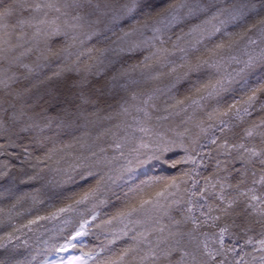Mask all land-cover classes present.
<instances>
[{
	"label": "snow or ice",
	"instance_id": "1",
	"mask_svg": "<svg viewBox=\"0 0 264 264\" xmlns=\"http://www.w3.org/2000/svg\"><path fill=\"white\" fill-rule=\"evenodd\" d=\"M0 139V264H264V0H0Z\"/></svg>",
	"mask_w": 264,
	"mask_h": 264
},
{
	"label": "rangeland",
	"instance_id": "2",
	"mask_svg": "<svg viewBox=\"0 0 264 264\" xmlns=\"http://www.w3.org/2000/svg\"><path fill=\"white\" fill-rule=\"evenodd\" d=\"M181 91H183V89H181ZM163 104V99L161 100V105ZM178 122V121H177ZM104 127H107V122L104 123L103 125ZM102 130V128L100 129ZM78 134V133H77ZM95 134V132L93 133ZM61 139H68V137H61ZM21 141H24V140H20ZM0 143H5V141L3 139H0ZM25 142H21V144H23ZM9 152H14V153H17V154H20L21 155V158H22V152H18V148H9L8 149ZM36 155H42L43 153L39 150H37L35 152ZM34 155V156H36ZM3 160H8L9 162H11L12 164L16 165V169L18 170L20 167H21V164H20V160L18 159H13L12 157L10 156H0V161H3ZM23 167H25L26 169H28V166L27 165H24ZM28 171L30 172L31 169H28ZM6 181H0V186H3V185H6ZM16 187H18L19 191L17 194H20V193H24V192H31L33 191V188L34 187H40V184L39 183H28V184H20L19 183V180L16 181ZM41 199H47L46 196H41L40 197ZM10 203L11 201L9 199H4L3 201H0V206H3L5 208V218H6V214H7V209L8 207L10 206ZM45 206H41L39 204H36L35 206L32 204V201L31 199H29L27 202L24 203L23 207H18L17 211L19 212H25V215L27 218H34L36 215H45ZM31 208L32 209V212L31 214H28L27 213V209ZM19 219V218H18ZM21 222L23 223H26V219L24 220H21ZM44 223V222H42ZM53 225L52 224H47V228L48 229H52ZM8 229H4L3 231H7ZM3 231H0V235L3 234ZM44 230L42 229L41 232H43ZM31 235V234H30ZM46 238V236H45ZM94 243H98L97 241H93ZM30 243L32 244H35L36 241L35 239L33 238L32 240H30Z\"/></svg>",
	"mask_w": 264,
	"mask_h": 264
},
{
	"label": "trees",
	"instance_id": "3",
	"mask_svg": "<svg viewBox=\"0 0 264 264\" xmlns=\"http://www.w3.org/2000/svg\"><path fill=\"white\" fill-rule=\"evenodd\" d=\"M51 114H52V115H55V113H51ZM21 142H25V143H23V144L28 143L27 140H24V141H21ZM21 142H20V140H19V141H18V144L23 145V144H21ZM17 148H18V152H21V148H20V147H17ZM36 151H37V150H36ZM36 151H34L33 155H36V154H35ZM208 171H211V168H209ZM158 172H159L160 174H165V175L169 174L168 172H164V171H162V170H158Z\"/></svg>",
	"mask_w": 264,
	"mask_h": 264
}]
</instances>
